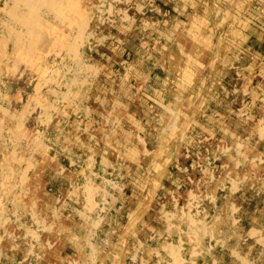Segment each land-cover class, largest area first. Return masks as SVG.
Masks as SVG:
<instances>
[{
  "label": "rangeland",
  "instance_id": "374dc122",
  "mask_svg": "<svg viewBox=\"0 0 264 264\" xmlns=\"http://www.w3.org/2000/svg\"><path fill=\"white\" fill-rule=\"evenodd\" d=\"M76 1L64 17L57 0H0V264H102L113 208L119 223L126 212L118 264H264V100L252 95L264 94V0H179L175 34L176 0ZM218 29L237 43L220 57ZM138 118L148 128L135 145ZM118 134L141 161H128ZM100 149L119 161L96 172ZM100 171L116 189L127 176L126 202L103 195Z\"/></svg>",
  "mask_w": 264,
  "mask_h": 264
},
{
  "label": "bare ground",
  "instance_id": "6f19581e",
  "mask_svg": "<svg viewBox=\"0 0 264 264\" xmlns=\"http://www.w3.org/2000/svg\"><path fill=\"white\" fill-rule=\"evenodd\" d=\"M115 1H118V0H111V2H112V4L115 2ZM258 1V0H257ZM8 2V1H7ZM91 2V7L93 8V5L94 6H96V4H97V0H94V2H93V0H91L90 1ZM178 2H179V0L177 1L176 0V6L173 8V9H168V12L169 13H167V14H169V21L167 22V25L166 26H168L169 28H170V31H171V34H175L177 31H179V29H180V26L178 27V25H177V22L179 21V18H180V15H182L183 13H181V11H180V9H179V7H178ZM223 2V1H222ZM243 2V1H242ZM27 3V2H26ZM32 3V2H31ZM206 4V0L205 1H203V0H201V5L202 6H204ZM14 5H16V4H14ZM33 6V5H32ZM37 6V5H36ZM78 6V4H77V1L76 0H57V3H56V5H55V10L57 11V12H59L61 15H63L64 17L66 16V11H68V13H70L69 12V10H71L72 8H73V12H74V8H76V10H79V8L77 7ZM236 6V5H235ZM18 7H19V5H18ZM208 7V6H207ZM71 8V9H70ZM239 8V7H238ZM14 9H16V8H14ZM19 9H21V7H19ZM25 9V8H24ZM67 9V10H66ZM243 9V8H242ZM3 10V9H2ZM246 10V9H245ZM12 11V10H11ZM121 11L122 10H118V15L121 13ZM80 12V11H79ZM241 12V11H240ZM246 12V11H245ZM26 13V12H25ZM24 13V14H25ZM125 13V12H124ZM238 13V12H237ZM236 13V14H237ZM13 14V13H12ZM72 14V13H71ZM126 14V13H125ZM193 14V13H192ZM192 14H189V13H187V15H188V20L190 19V18H192L193 16H192ZM78 15H79V13H78ZM190 15V16H189ZM246 15V14H245ZM25 16V15H24ZM30 16V15H29ZM11 17V16H10ZM18 17V16H17ZM78 17H80V16H78ZM126 17H129V18H131L130 16H128V14H127V16ZM13 18V17H12ZM125 18V17H124ZM127 19V18H126ZM124 20V19H123ZM231 20H233L232 18H230V21ZM15 21V20H14ZM17 21V20H16ZM22 21V20H21ZM200 21V20H199ZM204 21V20H203ZM256 21V20H255ZM165 22H166V19H165ZM184 22V21H183ZM24 23H26V22H24ZM125 23V22H124ZM191 27L192 28H194L195 29V27H196V19H193L191 22ZM199 23V22H198ZM37 24V23H36ZM24 25V24H23ZM76 25V24H75ZM124 25V24H123ZM182 25V24H181ZM232 25H233V22H230V25H229V29H230V27H232ZM70 26V25H69ZM84 26V25H83ZM189 26V25H188ZM225 26V25H224ZM250 26H251V24H250ZM26 27V26H25ZM47 27V26H46ZM62 27V26H61ZM88 27V26H87ZM109 27H111V26H109ZM186 27V26H185ZM191 27L189 26V28L191 29ZM243 27H245V26H243ZM260 27V24L259 23H257V25H256V28H255V30H258V28ZM60 28V27H59ZM77 28V27H76ZM137 28V27H136ZM141 28V27H140ZM253 28V27H252ZM263 28V27H262ZM7 29V28H6ZM107 29H109V28H107ZM209 29V28H208ZM226 30H227V28H226ZM261 30H263V29H261ZM81 31V30H80ZM191 31V30H190ZM238 31V30H237ZM15 32V31H14ZM228 31H223V29H218V31L216 32V34H217V36H216V43H218L219 45H221L222 46V49H219V47L217 46V47H215V51L217 52V56H222L223 55V53H224V47H228V48H232L233 46H235L237 43H233V45H232V43L231 42H229V38H228V33H227ZM241 32V31H240ZM90 34V33H89ZM135 34V33H134ZM208 34V33H207ZM163 35V34H162ZM166 37H167V35H165ZM210 36V35H209ZM21 37V36H20ZM66 37V36H65ZM91 37V36H90ZM98 37V36H97ZM232 37V36H231ZM96 38V37H95ZM81 39V38H80ZM93 39V38H92ZM35 40V39H34ZM46 40V39H45ZM73 41V40H72ZM75 41V40H74ZM176 41V40H175ZM194 41V40H193ZM77 42H79V40L77 41ZM76 42V43H77ZM165 42H168V41H165ZM171 42V41H170ZM197 42V41H196ZM202 42V41H201ZM200 42V43H201ZM240 42V41H239ZM14 43V42H13ZM34 43V42H33ZM54 43V42H53ZM80 43V42H79ZM11 44V43H10ZM43 44V43H42ZM210 44V43H209ZM208 44V45H209ZM232 46H231V45ZM245 44V43H244ZM15 46V45H14ZM35 46V45H34ZM40 46V45H39ZM109 46V45H108ZM198 47V46H197ZM22 48V47H21ZM76 48V47H75ZM82 48V47H81ZM89 48V47H88ZM214 48V47H213ZM43 49V48H42ZM68 49V48H67ZM191 49V48H190ZM202 49H204V48H202ZM201 49V50H202ZM249 49V48H248ZM64 50V49H63ZM87 50V49H86ZM193 50V49H192ZM236 50V49H235ZM66 51V50H65ZM138 51L140 52V53H142V52H144V50H142V49H138ZM19 52V51H18ZM73 52V51H72ZM132 52V51H131ZM4 53H5V51L3 52V55H4ZM187 53V52H186ZM245 53H246V51H245ZM6 54V53H5ZM34 54L35 53H33V51H32V47H31V50H30V52H29V58H32L33 56H34ZM216 54V53H215ZM12 55V54H11ZM10 55V56H11ZM173 55V60H174V62H173V65H174V67L180 72V73H182L181 74V77H180V80H179V82L180 83H183V81L185 80V78L184 77H186V75H187V72H183L184 71V66H183V63H182V60H184V57L181 55V53H180V51L179 50H177L176 52H175V54H172ZM103 56V55H102ZM214 56V55H213ZM216 56V57H217ZM245 56V55H244ZM186 57V56H185ZM237 57V56H236ZM24 58H26V57H24ZM211 58V57H210ZM61 59V58H60ZM73 59V58H72ZM75 59V58H74ZM212 59V58H211ZM238 59V58H237ZM44 60V59H43ZM78 60V59H77ZM89 61V60H88ZM196 61V60H195ZM194 61V62H195ZM218 61V60H217ZM36 62V61H35ZM92 62V61H91ZM214 63H216V62H214ZM41 64V63H40ZM124 64V63H123ZM37 65V64H36ZM218 65H220L219 63H218ZM39 68H42L43 67V65H37ZM209 66V65H208ZM171 67V66H170ZM127 68H128V66H127ZM210 68V67H209ZM221 68V67H220ZM239 68V67H238ZM247 68V67H246ZM85 69V68H84ZM169 69V68H168ZM188 70V69H187ZM37 71V70H36ZM88 71V70H87ZM95 71V70H94ZM175 71V70H174ZM90 72V71H89ZM198 72V71H197ZM125 73H126V75L125 76H127V79H129L130 77H129V73H127V69H126V71H125ZM190 73V72H189ZM213 73V72H212ZM87 74H88V72H87ZM143 74V73H142ZM213 76V75H212ZM250 77V76H249ZM190 78V79H189ZM189 78H187L188 80H191V82H192V84H194V83H198V81L199 80H197L198 79V76H196L195 74L192 76L191 74L189 75ZM173 80V79H172ZM187 80V81H188ZM211 80V79H210ZM219 80H220V78H219ZM263 80V79H262ZM110 82V81H109ZM171 82V81H170ZM168 83V82H167ZM189 83V82H188ZM190 85H191V83H189ZM95 86H96V84H95ZM174 86V85H173ZM212 86V85H211ZM130 87V86H129ZM175 87V86H174ZM173 87V88H174ZM201 87V86H200ZM105 89H107V90H109V87H106L105 86ZM138 89V88H137ZM95 90V89H94ZM200 91V90H199ZM250 91V90H249ZM100 92H101V90L99 91L98 90V88H97V90H96V92H95V96H96V93H98V96H97V98H95L94 97V95H93V97L95 98V99H97L96 100V104H97V106H99L100 105V102L102 101V98L103 97H99L100 96ZM180 92V91H179ZM197 92V91H196ZM144 94H147L148 95V92H145ZM203 94V93H202ZM198 95V94H197ZM253 96H255V97H257V98H259L260 100H264V94L263 93H260V89H255L254 90V92H253V94H252ZM119 96V95H118ZM194 97V96H193ZM200 97V96H199ZM170 98V97H169ZM119 99V98H118ZM202 99V98H201ZM104 100V99H103ZM169 100V99H168ZM190 100V99H189ZM195 100V99H194ZM191 101V100H190ZM205 101V100H204ZM59 103V102H58ZM156 103V102H155ZM207 104V103H206ZM182 105V104H181ZM203 105H205V104H203ZM246 105V104H245ZM52 106V105H51ZM55 106V105H54ZM249 106V105H248ZM177 107V106H176ZM175 107V108H176ZM202 107V106H201ZM207 107V106H206ZM260 105L259 104H257V107L255 108V110H256V112H253V115L254 116H258L259 115V112H260ZM54 108V107H53ZM246 108V107H245ZM51 109V108H50ZM211 109V108H210ZM56 110H58V109H56ZM146 110H148V108L146 107V105L144 106V108L143 109H141L140 110V117L141 116H143V114L145 113V111ZM48 111H50V110H48ZM247 111V110H246ZM109 112V111H108ZM175 112V111H174ZM194 113V112H193ZM199 114V113H198ZM225 114V113H224ZM194 115V114H193ZM260 116L262 117H264V114H260ZM189 117V116H188ZM214 117V116H213ZM2 119H3V117H2ZM181 119V118H180ZM179 119V120H180ZM188 119V118H187ZM186 119V120H187ZM134 121H133V125H134V132H133V134H134V138H135V145H140V143H141V140H140V135H138L137 133L139 132V130L141 129H146V128H148V127H142V122H141V124L139 123V118L138 119H133ZM138 120V121H137ZM149 120V119H148ZM183 120V119H182ZM181 120V121H182ZM191 120V119H190ZM110 121V120H109ZM263 121H264V119H263ZM118 122V121H117ZM259 122V121H258ZM1 123H2V121H1ZM261 123V122H260ZM157 124H159V121L157 120ZM193 124V123H192ZM0 125H2V124H0ZM162 125V124H161ZM166 125V124H165ZM247 125V124H246ZM113 126V125H112ZM179 126V125H178ZM231 126V125H230ZM248 128H246V129H244V131L243 132H246V133H248L251 137H255V133H254V125L252 124V123H248ZM190 128V127H189ZM135 129H138V131H135ZM152 129H155V130H157L158 131V129H156L155 127H153ZM177 129H179L178 127H177ZM168 130V129H167ZM228 130H229V128H228ZM112 131V130H111ZM115 131V130H114ZM178 132V131H177ZM263 134H264V132H263ZM215 135V134H214ZM250 136L248 137V139H247V142H250ZM256 136H257V134H256ZM259 136V135H258ZM264 136V135H263ZM183 137V136H182ZM91 140H92V142L93 143H95V141H97V130H96V127L94 128V130H93V134H92V136H91ZM117 139H118V141L117 142H115V144L117 143V147L119 146V148L121 149V150H126V146H123V142H122V145H119L121 142H120V140H119V134L117 135ZM116 139V140H117ZM131 139V138H130ZM142 139V138H141ZM205 139V138H204ZM239 139V138H238ZM163 140V139H162ZM251 140H253V139H251ZM170 141V140H169ZM184 141V140H183ZM125 142V141H124ZM181 142V141H180ZM179 142V143H180ZM186 142V141H185ZM242 142V141H241ZM256 142V141H255ZM172 143H174V142H172ZM184 143V142H183ZM189 143V142H188ZM225 143V142H224ZM231 144V143H230ZM252 144V143H251ZM145 145V144H144ZM171 145V144H170ZM238 145V144H237ZM264 140L262 141V143H261V141H260V143L258 144V148L260 147V149H263L264 148ZM130 147V146H129ZM156 147V146H155ZM242 147H244L243 146V144H242ZM106 148V150H107V152L105 151V149H104V151H105V153H107V154H110L111 153V148L110 147H105ZM161 148V147H160ZM229 148V147H228ZM233 148H234V146H233ZM257 148V147H256ZM113 149V148H112ZM236 149H239V151H240V146L238 145V146H236ZM144 150V149H143ZM123 151V152H124ZM128 151V152H127ZM256 151H258L257 149H256ZM100 152H101V154H99V155H96V157L94 158V162H95V166H97L98 165V167L97 168H95V170H96V172H98L100 169H101V167L102 166H104V165H111V166H115V163L114 162H118L119 161V157H117V153H115L116 152V149H114L113 150V155H112V157H109V160H106V158L104 157V155H103V152H102V149H100ZM137 151H135V149H134V146H133V148L132 147H130L129 149L127 148V150H126V154L128 155V161L129 162H131L132 160L133 161H141V159H142V157L140 156V155H138L137 153H136ZM241 152V151H240ZM125 153H124V156L126 157V155H125ZM153 153V152H152ZM198 153V152H197ZM250 153V152H249ZM182 154V153H181ZM148 155V154H147ZM165 155V154H164ZM172 155V154H171ZM178 156V155H177ZM223 156V155H222ZM261 156V155H260ZM253 157V156H252ZM92 158V157H91ZM130 158H131V160H130ZM217 158V157H216ZM236 158V157H235ZM234 158V159H235ZM254 161L255 162H257L258 160H260V157L258 156V154L256 155H254ZM24 159V158H23ZM122 159V158H121ZM70 160V159H69ZM90 160V159H89ZM171 160V159H170ZM174 160H175V158H174ZM218 160V159H217ZM127 161V160H126ZM127 161V162H128ZM153 162V161H152ZM170 163V162H169ZM30 164V163H29ZM26 165V164H25ZM27 165H28V162H27ZM31 165V164H30ZM122 165V164H121ZM32 166V165H31ZM234 166V165H233ZM125 167V166H124ZM130 167V166H129ZM122 168V167H121ZM175 168V167H174ZM115 169H116V171H115V175H120V171H119V169H117L116 167H115ZM241 169V168H240ZM212 170V169H211ZM140 171V170H139ZM101 172V171H100ZM111 172H113V171H111ZM226 172V171H225ZM145 173V172H144ZM165 174V173H164ZM108 173H106V172H101V174H100V178H98L99 179V182L97 183V185L98 184H100V186H102L103 188H106V189H103V190H106V193H104L103 195L104 196H107L108 194H109V198H110V200L112 199V200H114L115 202H117V204L120 202L121 203V198H123V200L126 202V199H127V193L124 191V193L123 194H121L120 193V191L123 189L124 190V185H127L128 187H129V182L130 181H128V178L127 179H124V178H126L127 176L126 175H122L121 177H122V179H123V181H125L124 183H123V188H121V189H119V188H115L114 186H115V184L113 183V179H111V181H106V177L108 178ZM112 175V174H111ZM98 176V175H97ZM167 177V176H166ZM219 179V178H218ZM122 181V180H121ZM157 181V180H156ZM90 182V181H89ZM202 182V181H201ZM24 183V182H23ZM86 183V182H85ZM140 183V182H139ZM160 183V182H159ZM164 184V183H163ZM167 184V183H166ZM219 184V183H218ZM119 185V184H118ZM132 185V184H131ZM92 186V185H91ZM178 186V185H177ZM172 188V187H171ZM134 189V188H133ZM101 190V189H100ZM130 190V189H129ZM154 190V189H153ZM165 190H166V188H165ZM8 191V190H7ZM90 191H92V190H90ZM157 191V190H156ZM170 192V191H169ZM191 192V191H190ZM175 193V192H174ZM198 193V192H197ZM252 193V192H251ZM255 194V193H254ZM191 195V194H190ZM249 195V194H248ZM58 196V195H57ZM87 196V195H86ZM162 196V195H161ZM94 197V196H93ZM191 197V196H190ZM155 198V197H154ZM168 198V197H167ZM160 199V198H159ZM191 199V198H190ZM198 199V198H197ZM94 200V199H93ZM131 200V199H130ZM136 200V199H135ZM189 200V199H188ZM187 200V201H188ZM133 201V200H132ZM137 201V200H136ZM182 201V200H181ZM89 202V201H88ZM139 202V201H138ZM86 203V202H85ZM192 203V202H191ZM110 204V203H109ZM112 204V203H111ZM132 204V203H131ZM120 205V204H119ZM92 206V205H91ZM174 206V205H173ZM186 206V205H185ZM106 207V206H105ZM126 207V206H125ZM188 207V206H187ZM5 208V207H4ZM123 208V207H122ZM131 208V207H130ZM192 208V207H191ZM202 208V207H201ZM204 208V207H203ZM102 209V211H103V208H101ZM173 209V208H172ZM93 210V209H92ZM99 210V209H98ZM117 209L116 208H113V209H111L109 212H108V217H107V223H104V226L106 227V232H108V229H110L111 230V237L112 238H116V242L115 241H112V243H113V246H112V248H111V251H107V252H105L103 255H102V258H103V261H102V258L99 256L98 257V260H101V262H102V264H118V262H119V258L121 257V254H122V242H119L120 241V238H124L125 237V233H126V228H125V226L123 225V223H124V221H125V218H124V216H125V213L122 211V209L120 210V213H121V219H120V223L119 222H117V220H116V218L112 215L113 214V211H116ZM196 210V209H195ZM188 211H190V210H188ZM142 212V211H141ZM99 213V212H98ZM163 213V212H162ZM165 214V213H164ZM2 215V214H1ZM3 215H5V214H3ZM81 215H83V214H81ZM172 215H174V213L172 214ZM85 217V216H84ZM149 217V216H148ZM0 218H1V216H0ZM96 218V217H95ZM147 218V217H146ZM176 218V217H175ZM180 218V217H179ZM82 220V219H81ZM263 220V219H262ZM246 221V220H245ZM262 222V221H261ZM178 224V223H177ZM186 224V223H185ZM226 224V223H225ZM174 225V224H173ZM222 225V224H221ZM229 225V224H228ZM72 226V225H71ZM240 226V225H239ZM244 226V225H243ZM98 227V226H97ZM172 227H174V226H172ZM172 227H171V229H172ZM226 227V226H225ZM224 227V228H225ZM244 227H246V229H247V226L245 225ZM263 227H264V225H263ZM160 228V227H159ZM143 229V228H142ZM40 230V229H39ZM103 231V230H102ZM173 231V230H172ZM63 232V231H62ZM148 232V231H147ZM190 233V232H189ZM156 234H157V232H156ZM166 234V233H165ZM177 234V233H176ZM236 235V234H235ZM162 236V235H161ZM75 237V236H74ZM104 237V236H103ZM185 237V236H184ZM91 238V237H90ZM186 238H187V236H186ZM140 239V238H139ZM242 239V238H241ZM124 240V239H123ZM134 241H136V240H134ZM74 242V241H73ZM95 242V241H94ZM140 244V243H139ZM160 245V244H159ZM253 246V245H252ZM90 247V246H89ZM126 247H128V246H126ZM182 247V246H181ZM184 247V246H183ZM101 248V247H100ZM160 248V247H159ZM176 249V248H175ZM181 249V248H180ZM110 250V249H109ZM128 250V249H127ZM14 251H16V250H14ZM161 252V251H160ZM103 253V252H102ZM92 254H94V253H92ZM124 254V253H123ZM160 254V253H159ZM176 254V253H175ZM141 255V254H140ZM151 256V255H150ZM174 257V256H173ZM93 258V257H92ZM140 258V257H139ZM94 261V260H93Z\"/></svg>",
  "mask_w": 264,
  "mask_h": 264
}]
</instances>
